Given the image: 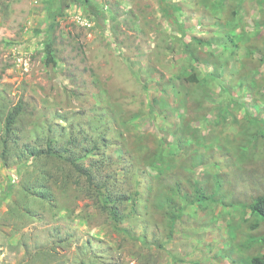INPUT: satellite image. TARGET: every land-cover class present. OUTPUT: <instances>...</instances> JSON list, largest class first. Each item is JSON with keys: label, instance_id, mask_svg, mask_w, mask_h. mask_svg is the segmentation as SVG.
Returning <instances> with one entry per match:
<instances>
[{"label": "rangeland", "instance_id": "1", "mask_svg": "<svg viewBox=\"0 0 264 264\" xmlns=\"http://www.w3.org/2000/svg\"><path fill=\"white\" fill-rule=\"evenodd\" d=\"M262 193L264 0H0V264H249Z\"/></svg>", "mask_w": 264, "mask_h": 264}, {"label": "trees", "instance_id": "2", "mask_svg": "<svg viewBox=\"0 0 264 264\" xmlns=\"http://www.w3.org/2000/svg\"><path fill=\"white\" fill-rule=\"evenodd\" d=\"M63 5L67 6V4L64 1H61L55 6L54 9L50 7L48 8V18L50 19V29H49L50 33L46 36L43 49L45 52V63L50 66L55 65L56 63L55 60L53 59V53H54V49L52 45L53 39L51 38L50 35L52 34L53 29L55 27L54 23H55L56 17L62 15L63 13ZM93 14L95 17L98 16L102 18V15L97 11H94ZM22 110H23V106L21 102H17L11 107L10 111L5 116V123H4L5 138L3 140V145H2L4 150L7 145V137H9V135H11L14 132V127H15L17 118L22 112ZM49 141L47 143L46 150H45V154L47 155H51ZM55 156H57L58 158H62L64 161L68 162L74 170L84 175L87 181V184H89V186L93 185V181L95 178H94V174L91 171V169L82 167L81 164L78 163L77 159L74 157H70V156L64 157L62 155H55ZM156 158H158V156H156ZM159 160H161V158ZM105 187H106L105 183H99L95 190L100 191L101 189H104ZM125 198L128 199V197H123V195L121 197L120 196L110 197L109 194H104L103 197L101 198L102 206L107 210V213L113 222L118 221V218H117L118 213L116 211L117 199H125ZM167 201H168V204L171 205L174 202V197L170 196ZM173 204L172 206H174ZM248 208L253 215L257 216V218L260 219L264 223V193L255 197L253 201L250 203ZM260 240L264 243V233L261 236ZM249 264H264V253L251 257L249 260Z\"/></svg>", "mask_w": 264, "mask_h": 264}]
</instances>
